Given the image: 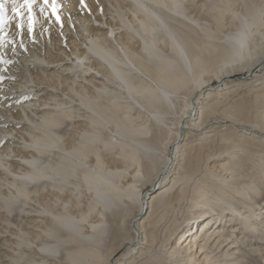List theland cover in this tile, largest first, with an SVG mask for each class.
Masks as SVG:
<instances>
[{
	"label": "bare ground",
	"instance_id": "6f19581e",
	"mask_svg": "<svg viewBox=\"0 0 264 264\" xmlns=\"http://www.w3.org/2000/svg\"><path fill=\"white\" fill-rule=\"evenodd\" d=\"M0 2V264L264 261V0Z\"/></svg>",
	"mask_w": 264,
	"mask_h": 264
},
{
	"label": "snow or ice",
	"instance_id": "6c2138e0",
	"mask_svg": "<svg viewBox=\"0 0 264 264\" xmlns=\"http://www.w3.org/2000/svg\"><path fill=\"white\" fill-rule=\"evenodd\" d=\"M81 3L83 4V0H81ZM11 4V10L16 16L22 17L25 11L28 13L29 30H31L34 23L33 9L34 6L38 4V0H22L21 3H17L16 0H11ZM45 6L51 8L52 14L56 15V10L58 7V5H56V0H52L51 4H49V0H43V4L39 5L41 12L45 11ZM8 19L9 17L7 15L5 2H0V27H2ZM56 19L60 20V16L56 15Z\"/></svg>",
	"mask_w": 264,
	"mask_h": 264
},
{
	"label": "rangeland",
	"instance_id": "374dc122",
	"mask_svg": "<svg viewBox=\"0 0 264 264\" xmlns=\"http://www.w3.org/2000/svg\"><path fill=\"white\" fill-rule=\"evenodd\" d=\"M258 242H260V241L257 240L256 243H258ZM2 249H3L4 251L6 250V249H4V248H2ZM243 251L247 252V251H249V249H247V248L245 247V248H243ZM249 252H250V251H249ZM251 254H252V255H251ZM248 256H249V257H252V256H253L252 259H254V260H253V263H252V264H255V263H256V264H259V263H260V264H261V263L263 264V263H264V261L259 260V258L257 257V256H259V254H256V255H255V254H253L252 252H250V253H248ZM256 260H257V261H256Z\"/></svg>",
	"mask_w": 264,
	"mask_h": 264
}]
</instances>
